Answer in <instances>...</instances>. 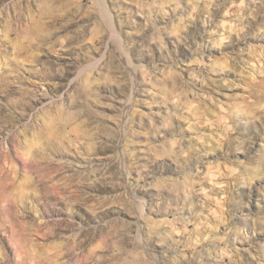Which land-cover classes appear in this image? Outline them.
Here are the masks:
<instances>
[{
    "label": "rangeland",
    "instance_id": "374dc122",
    "mask_svg": "<svg viewBox=\"0 0 264 264\" xmlns=\"http://www.w3.org/2000/svg\"><path fill=\"white\" fill-rule=\"evenodd\" d=\"M0 264H264V0H0Z\"/></svg>",
    "mask_w": 264,
    "mask_h": 264
},
{
    "label": "bare ground",
    "instance_id": "6f19581e",
    "mask_svg": "<svg viewBox=\"0 0 264 264\" xmlns=\"http://www.w3.org/2000/svg\"><path fill=\"white\" fill-rule=\"evenodd\" d=\"M105 15V14H104ZM105 19H107L105 16H104ZM2 153V152H1ZM7 155V154H6ZM5 156V155H4ZM8 156V155H7Z\"/></svg>",
    "mask_w": 264,
    "mask_h": 264
}]
</instances>
